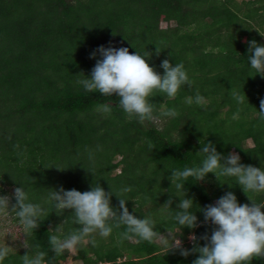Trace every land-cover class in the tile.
<instances>
[{"label": "trees", "instance_id": "trees-1", "mask_svg": "<svg viewBox=\"0 0 264 264\" xmlns=\"http://www.w3.org/2000/svg\"><path fill=\"white\" fill-rule=\"evenodd\" d=\"M260 34L264 0H0V195L11 191L13 197L15 188L24 187L30 202L43 204L49 190L61 187L83 193L99 184L117 193L130 186L123 197L130 214L151 215L155 231L163 239L171 235L169 244L179 239L190 254L168 252L159 241L120 242L121 228L107 239L96 236V246L87 244L77 258L82 264H193L199 257L194 248L205 246L202 237L215 227L205 223L201 209L227 192L241 205L251 201L235 178H189L185 198L194 201L199 226L181 229L172 219L180 198L169 177L173 169L199 166L198 153L209 142L224 157L236 153L243 165L264 169V123L258 119L264 77L251 69L248 51L251 41L264 46ZM101 46L138 52L161 76L163 60L183 63L192 87H182L171 100L161 93L150 97L156 114L175 108L179 115L141 124L126 118L118 97L87 93L77 81L91 77L101 57L90 55ZM236 86L245 95L242 104L232 98ZM197 89L206 103L187 104ZM98 104L110 105L111 114L98 112ZM45 206L48 215L23 243L38 244L48 264H61L67 255L54 257L49 236L80 226L72 223V210L58 216ZM111 207L120 212L115 194ZM12 221L19 226L16 217ZM62 224V232H51ZM22 249L3 264H22L29 251Z\"/></svg>", "mask_w": 264, "mask_h": 264}, {"label": "clouds", "instance_id": "clouds-1", "mask_svg": "<svg viewBox=\"0 0 264 264\" xmlns=\"http://www.w3.org/2000/svg\"><path fill=\"white\" fill-rule=\"evenodd\" d=\"M248 43L250 67L264 77V46L258 45L255 41ZM160 52L161 50L156 47L157 56ZM97 53L101 58L96 60L91 77L84 76V79L77 81L87 93L96 92L105 97H118L119 107L126 114V118L136 119L141 124H158L162 117L175 118L179 115L175 108L156 114L150 97L161 93L171 100L175 99L182 87H192L193 82L183 63L172 66L168 59L163 60L160 67L164 74L161 76L149 66L144 56L138 52L130 54L127 47L117 49L112 46L107 48L101 46L90 55V59H96ZM231 95L237 103L244 102L245 95L238 91L231 89ZM185 102L189 105L193 103L204 105L206 100L197 89L194 96L185 98ZM96 110L105 115L111 114V107L108 104H98ZM238 118L239 112L233 116V119ZM258 119L264 123V99L260 100ZM149 147H152L151 143ZM198 154L203 155L199 166L173 169L169 177L172 187L176 189V196L180 198L177 205L179 210L172 219L181 229L185 227L195 229L199 226L192 211L194 201L185 198V182L189 178L202 182L210 173L218 180L221 176L235 178L236 184L251 201V206L239 204L236 196L232 192H227L214 205L201 209L205 223L215 227L210 237L208 235L202 237L207 242L205 246L194 248L199 257L193 264H251L254 258L264 259V211H262L264 203H257L249 195L264 194V169L243 165L236 153L224 157L210 142L202 144ZM93 158L94 154L89 150V159ZM131 191L132 187L126 186L117 193L113 190L106 192L99 184L83 193L75 189L66 191L61 187L58 191L49 190L46 200L41 204L30 202L24 187H17L14 189L13 197L0 196V214H14L23 236L28 238L33 236L34 230L39 227L38 222L48 215L49 207L45 205L50 206L58 216L63 215L65 210H72L71 221L80 227L74 228L64 236L57 234L49 236V246L54 257L74 253L78 247L86 244L96 246V236L107 239L114 230L121 228L123 231L119 232L120 242L126 240L154 243L162 240L161 234L155 231V220L151 215L138 219L130 214L126 207L128 200L123 197ZM113 194L119 199V213L111 207ZM12 199L15 200L14 204H11ZM172 202L170 198L163 207L171 209ZM62 226L63 224L51 232H62ZM190 239L195 242L197 238L191 236ZM163 242L168 252L179 250L184 257L190 254L183 249L182 242L177 238L171 244L167 240ZM23 247L29 251L21 257L22 264H48L45 259L47 253L42 251L38 244L25 243ZM12 251L13 248L8 245H0V264H3Z\"/></svg>", "mask_w": 264, "mask_h": 264}, {"label": "rangeland", "instance_id": "rangeland-1", "mask_svg": "<svg viewBox=\"0 0 264 264\" xmlns=\"http://www.w3.org/2000/svg\"><path fill=\"white\" fill-rule=\"evenodd\" d=\"M237 1L239 2L242 0H237ZM166 26H167L166 23L160 24L161 28H164ZM263 39H264V36H263ZM235 88H236V91L239 89L237 86ZM249 89H251V88H249ZM253 96L256 99L259 98V97H257V95L255 93H253ZM248 121H250V120H248ZM247 144H248V142H247ZM10 192L9 191L6 192L5 196H9L11 198ZM0 194H1V192H0ZM13 194H14V192H13ZM11 202H12V200H11ZM14 217H15L14 214L11 215L10 213L7 215L0 214V245H8L9 247L13 248L12 252L16 253V251L23 250L22 248H23V244H24L23 241L24 240H23V233H22L21 228L18 225H16V223H14L12 221ZM170 236L167 235L164 239L158 240L159 243H164L163 241L168 240V238ZM131 242L133 243L134 241H131ZM86 246H87V244L78 247V249L74 253H66L67 258H66V260L61 262V264H82V261L80 259H78L77 257L83 252V250L86 248ZM85 256L90 257L91 253H87ZM69 257H71V259H69Z\"/></svg>", "mask_w": 264, "mask_h": 264}, {"label": "crops", "instance_id": "crops-1", "mask_svg": "<svg viewBox=\"0 0 264 264\" xmlns=\"http://www.w3.org/2000/svg\"><path fill=\"white\" fill-rule=\"evenodd\" d=\"M253 145L250 141H248L247 147L251 148ZM240 194L242 195L244 192L243 191H239ZM264 195L263 194H258L257 197L254 199L257 203H264ZM217 199L214 200V202H216Z\"/></svg>", "mask_w": 264, "mask_h": 264}]
</instances>
